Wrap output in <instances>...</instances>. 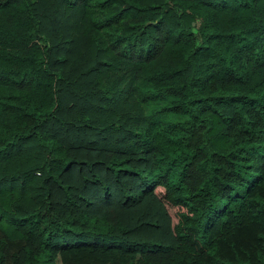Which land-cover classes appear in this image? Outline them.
Returning a JSON list of instances; mask_svg holds the SVG:
<instances>
[{
	"label": "trees",
	"instance_id": "1",
	"mask_svg": "<svg viewBox=\"0 0 264 264\" xmlns=\"http://www.w3.org/2000/svg\"><path fill=\"white\" fill-rule=\"evenodd\" d=\"M0 264H264V0H0Z\"/></svg>",
	"mask_w": 264,
	"mask_h": 264
},
{
	"label": "rangeland",
	"instance_id": "2",
	"mask_svg": "<svg viewBox=\"0 0 264 264\" xmlns=\"http://www.w3.org/2000/svg\"><path fill=\"white\" fill-rule=\"evenodd\" d=\"M56 262L58 263V260H56Z\"/></svg>",
	"mask_w": 264,
	"mask_h": 264
}]
</instances>
